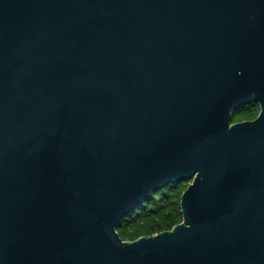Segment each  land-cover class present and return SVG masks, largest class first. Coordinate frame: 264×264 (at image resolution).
I'll list each match as a JSON object with an SVG mask.
<instances>
[{
	"label": "water",
	"instance_id": "1",
	"mask_svg": "<svg viewBox=\"0 0 264 264\" xmlns=\"http://www.w3.org/2000/svg\"><path fill=\"white\" fill-rule=\"evenodd\" d=\"M0 264H264V0H0Z\"/></svg>",
	"mask_w": 264,
	"mask_h": 264
},
{
	"label": "trees",
	"instance_id": "2",
	"mask_svg": "<svg viewBox=\"0 0 264 264\" xmlns=\"http://www.w3.org/2000/svg\"><path fill=\"white\" fill-rule=\"evenodd\" d=\"M251 103L239 108L233 114V121L254 117L259 106ZM191 180L172 182L157 190L153 197L146 199L133 212L127 215L118 226L123 239L132 240L141 235H151L171 229L183 220L181 195Z\"/></svg>",
	"mask_w": 264,
	"mask_h": 264
},
{
	"label": "rangeland",
	"instance_id": "3",
	"mask_svg": "<svg viewBox=\"0 0 264 264\" xmlns=\"http://www.w3.org/2000/svg\"><path fill=\"white\" fill-rule=\"evenodd\" d=\"M252 103H256V104H258L257 106H259V109H260V105H259V103H258V102H252ZM250 104H251V103H250ZM250 104L243 105V106H241V107H239V108H244V107H247V105H250ZM239 108H238V109H239ZM238 109H237V110H238Z\"/></svg>",
	"mask_w": 264,
	"mask_h": 264
},
{
	"label": "flooded vegetation",
	"instance_id": "4",
	"mask_svg": "<svg viewBox=\"0 0 264 264\" xmlns=\"http://www.w3.org/2000/svg\"><path fill=\"white\" fill-rule=\"evenodd\" d=\"M248 106V105H247ZM259 111H260V109H259ZM259 111H258V113H259ZM258 113L254 116V117H252V118H247V119H253V118H255L257 115H258Z\"/></svg>",
	"mask_w": 264,
	"mask_h": 264
}]
</instances>
